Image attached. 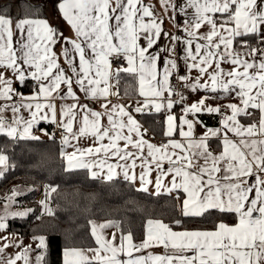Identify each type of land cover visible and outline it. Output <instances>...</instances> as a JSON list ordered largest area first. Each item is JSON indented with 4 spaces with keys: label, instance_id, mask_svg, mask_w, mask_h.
Returning a JSON list of instances; mask_svg holds the SVG:
<instances>
[{
    "label": "snow or ice",
    "instance_id": "snow-or-ice-1",
    "mask_svg": "<svg viewBox=\"0 0 264 264\" xmlns=\"http://www.w3.org/2000/svg\"><path fill=\"white\" fill-rule=\"evenodd\" d=\"M21 6L23 16L13 12ZM54 7L71 35L44 15V0L0 3V137L39 140L34 126L50 121L66 172L138 183V192L172 197L178 211L170 223L148 219L139 243L117 221H90L96 246H64L62 264H264V0H56ZM155 116L167 138L160 143L143 127ZM87 140L91 146H81ZM14 167L0 152V178ZM57 191L46 185L40 201L49 216ZM31 212L6 204L0 232ZM213 217L211 229L185 226ZM110 228L119 240L105 234ZM32 239L35 249L0 237V264H47V238ZM158 247L162 253L147 251ZM9 248L19 251L8 255Z\"/></svg>",
    "mask_w": 264,
    "mask_h": 264
},
{
    "label": "trees",
    "instance_id": "trees-1",
    "mask_svg": "<svg viewBox=\"0 0 264 264\" xmlns=\"http://www.w3.org/2000/svg\"><path fill=\"white\" fill-rule=\"evenodd\" d=\"M51 1L56 3V0H44L47 6L44 13L46 17L47 3ZM3 2L5 0H0V3ZM16 3L21 4V0H16ZM17 11L21 16L27 13L22 6L13 10L14 13ZM123 87L122 82L121 95ZM204 119L208 125L216 123V119L207 116ZM143 127L148 129L147 136L150 138L160 141L165 139L161 134V120L158 116L145 118ZM60 150L61 145L57 139L11 140L0 137V152L7 154L10 164L15 166L0 178V186H5L4 192L16 190L18 187L26 189V193L15 197L16 205L18 208L32 210L25 219H9L6 230L10 234L18 235L23 246L28 241L33 249V236L44 235L49 244L47 264H61L60 254L66 245L79 248L94 247L90 221H117L120 229L125 234L130 232L133 241L138 242L144 236L148 219H160L170 223L172 218L178 215L175 201L168 195L156 196L138 192L134 185L123 180L112 183L92 180L85 170L66 172ZM49 184L58 185V191L52 193L49 198V207L54 213L52 216L45 213L40 203L44 197L36 201V195L41 192L42 187L45 188ZM213 220L215 217L201 223L186 222L185 226L211 229ZM227 222L232 223V220L229 218ZM118 232L120 233L119 230ZM31 256L32 259L35 258V252Z\"/></svg>",
    "mask_w": 264,
    "mask_h": 264
},
{
    "label": "crops",
    "instance_id": "crops-1",
    "mask_svg": "<svg viewBox=\"0 0 264 264\" xmlns=\"http://www.w3.org/2000/svg\"><path fill=\"white\" fill-rule=\"evenodd\" d=\"M52 3H53V1H51L50 5L48 6L47 18L52 22V24L57 25L59 28H61L64 31V34L66 36L67 35H71L70 30H69V26L66 24L65 21H63L62 17L57 12L56 8L54 7L55 3H53V4ZM143 3L145 5H151V4L154 3V0H143ZM156 11H157V13H159L161 11L160 6H159L158 3L156 4ZM164 29L166 31H169V32H174L175 31V29L172 26V23L170 21H167V20L165 21ZM57 51H59V49H57ZM77 62H78V58H77ZM30 84H31V81L27 84L26 87L22 86L20 88V90L22 91L24 96H28L30 94L31 89H32V87H30ZM193 98L195 99L196 97H193ZM127 102L128 103H133V101H131V100H129ZM230 102H235V101H222V103H230ZM177 112H179V109H177ZM23 115L25 117H27V118H30V114H29V112L27 110H23ZM5 117L10 120L12 118V113L10 111L5 113ZM218 119L219 118L217 117L216 118V123L215 124H209V126H214V127L215 126H219L218 125ZM53 128H57L54 123H51L50 121H41L40 124L34 126L33 135L39 137V139H49V135L52 136L51 130ZM40 129L45 130L49 135H44L43 132ZM49 130H50V132H49ZM202 133H203V129H197V135H202ZM149 139H150V142H153V143H160L161 142L158 139H153V137H151ZM166 139L167 138H165L164 140H166ZM58 142L61 145V138L58 140ZM72 143L75 144L76 141H72ZM81 146H91V141L90 140L82 141ZM72 150H73L72 148H68L67 149V151H72ZM137 171H139V169H137ZM134 186L136 188H138L139 184L137 183ZM9 196L10 195L8 194L6 197L1 198L0 199V204L6 202V200L8 199ZM43 197L45 198V191L42 194V198ZM17 209H18V207H17L16 203H14L13 206L9 207V211H13V210H17ZM4 211H5V205H4V207H2V209H0V215H3ZM97 224H99V223H97ZM90 230H91V227H90ZM113 232H115L117 240H119L120 233L115 228L107 229L105 234L110 238ZM144 233H145V231H144ZM5 236L8 238L9 241H17V242L22 243V240H21V238L18 235L10 234L7 230H5L4 232H0V237H5ZM141 240L138 241V242H135V243H139V242H141ZM3 242H4L3 240H0V243H3ZM94 242H95V240H94ZM22 245H23V243H22ZM95 246L96 245H94V247ZM6 251H7L8 255H14L17 251H19V249L9 248V249H6ZM147 251H151V252H155V253H162L163 252V248L162 247L152 248V249H148ZM134 255H135V253H134ZM60 260H61V264H62V251H61V254H60ZM18 264H22V262H18Z\"/></svg>",
    "mask_w": 264,
    "mask_h": 264
},
{
    "label": "built area",
    "instance_id": "built-area-1",
    "mask_svg": "<svg viewBox=\"0 0 264 264\" xmlns=\"http://www.w3.org/2000/svg\"><path fill=\"white\" fill-rule=\"evenodd\" d=\"M33 83L34 82H31V87H33ZM51 134H52V136L55 137V139L59 140L61 138L60 137V130L57 129V128H53L51 130ZM146 138H150V137L147 136ZM4 187L5 186H0V199L3 198V197H6L8 194L11 195V193H12V189L7 191V192H4ZM44 191H45V188L42 187L41 192L36 195V200L37 201L40 200V198L42 197V194H43ZM48 203H49V206H50V201Z\"/></svg>",
    "mask_w": 264,
    "mask_h": 264
},
{
    "label": "rangeland",
    "instance_id": "rangeland-1",
    "mask_svg": "<svg viewBox=\"0 0 264 264\" xmlns=\"http://www.w3.org/2000/svg\"><path fill=\"white\" fill-rule=\"evenodd\" d=\"M47 4H48V6L50 5V3H47ZM16 190H17L19 193H21V194H24V193L27 192L26 189H22V188L20 189L19 187H18V189L16 188ZM6 204H7L9 207L14 205V203H13L12 200L7 199L6 202L0 204V209H2V207H4V205H6ZM24 210H25V209L18 208L17 210H13V211H24ZM29 243H30V242H29ZM28 245H29V244H28V241L25 242V246H28ZM33 259H34V258H33Z\"/></svg>",
    "mask_w": 264,
    "mask_h": 264
}]
</instances>
